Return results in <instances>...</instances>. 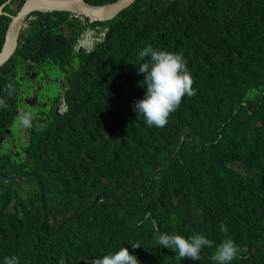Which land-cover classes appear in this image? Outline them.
I'll list each match as a JSON object with an SVG mask.
<instances>
[{"label":"trees","instance_id":"1","mask_svg":"<svg viewBox=\"0 0 264 264\" xmlns=\"http://www.w3.org/2000/svg\"><path fill=\"white\" fill-rule=\"evenodd\" d=\"M67 14L40 13L44 30L79 33ZM85 20L104 38L79 56L66 113L37 135L43 203L38 183L18 216L0 195V264L12 255L20 264H89L121 246L140 264H217L221 223L239 248L231 264H264V0H135L108 21ZM8 22L0 15V50ZM146 45L181 53L195 80L197 94L163 128L132 107L146 90L137 72ZM23 51L12 57L26 59ZM193 232L215 242L198 261L156 245L158 233Z\"/></svg>","mask_w":264,"mask_h":264},{"label":"flooded vegetation","instance_id":"2","mask_svg":"<svg viewBox=\"0 0 264 264\" xmlns=\"http://www.w3.org/2000/svg\"><path fill=\"white\" fill-rule=\"evenodd\" d=\"M5 2L1 11L6 12L8 17L17 14L21 9L22 5H19V0ZM6 5L15 12L4 10ZM53 12L55 11L49 13ZM40 13L48 12L33 11L25 15L21 30L17 35L14 51L0 66L2 67L0 69V99H4L6 103V107H0V177H3L0 178V195L4 210L11 211L17 216L27 208V205L22 202L31 201L34 198L36 183L39 184L37 182L39 177L36 174L39 158L36 144L37 135L38 133L39 136L47 134L50 123L66 113V94L70 90L69 76H72L79 67V56L93 50L95 45L103 40L105 34V29L102 30L100 25H86V20H80L79 15L67 12L68 14L65 16L67 21L69 20L72 24L77 22V27L80 24L83 27L79 33L73 30L68 35L61 30V33H64V36H61L59 31L44 30L47 16L43 17L41 21ZM9 22L4 24L6 29ZM35 31L37 32L35 39L22 46V43L28 39L25 35ZM100 33H103V37L98 39ZM73 40L74 44H72ZM94 40H99V42H96L92 48ZM69 47L71 48L70 55H68ZM17 48L24 49L23 55L27 57L26 59L12 57ZM43 49L44 51H42ZM45 55L47 58H43ZM56 57L62 59L60 63L53 61V58ZM47 83L57 85L55 96H45ZM9 84L12 85L11 96H8L7 86ZM21 111H31L35 114L31 128L17 127L16 117ZM39 126L42 128H39L38 131ZM12 176H14L13 179H6ZM25 178L34 184V189L27 195L21 192V184ZM42 186L40 181V201H42Z\"/></svg>","mask_w":264,"mask_h":264},{"label":"clouds","instance_id":"3","mask_svg":"<svg viewBox=\"0 0 264 264\" xmlns=\"http://www.w3.org/2000/svg\"><path fill=\"white\" fill-rule=\"evenodd\" d=\"M79 18L81 20L83 17ZM138 57L142 62L137 72L143 74L139 86H146V90L143 98L134 101L133 110L144 117L147 126L163 128L167 125L170 115L179 108L183 98L197 94L193 87L194 77L187 67V61L179 52L154 49L146 45L138 51ZM7 88L8 96H11L12 85L9 84ZM0 107H6L4 99H0ZM34 120L33 112L21 111L16 117V125L18 128L29 129ZM201 212L202 210L196 211L194 222H200ZM220 231L226 238L216 244L213 260L217 264H231L237 258L239 248L235 241L227 236L228 228L223 223L220 224ZM214 243L205 234L196 232L187 238L175 233H158L156 237L157 246L171 249L181 260L187 258L198 261L201 251L206 247H213ZM130 245L133 249L141 247L137 243ZM3 264H20L19 257H5ZM89 264H140V261L127 248L121 246L118 251L94 258Z\"/></svg>","mask_w":264,"mask_h":264},{"label":"water","instance_id":"4","mask_svg":"<svg viewBox=\"0 0 264 264\" xmlns=\"http://www.w3.org/2000/svg\"><path fill=\"white\" fill-rule=\"evenodd\" d=\"M134 1L135 0H115L106 4L91 5L84 0H25L17 14L9 16L10 22L5 32V39L2 44V49L0 50V66L14 51L17 35L21 30L23 19L29 12H70L73 14H77L80 17H85L88 22H105L115 17L117 13L128 7ZM3 6L4 3L0 5V15H8L6 12L1 11ZM96 42H99V40H94L92 42V48L94 47V44ZM13 178L14 176L7 177L6 179L10 180ZM38 182L40 184L39 179ZM41 199L43 200L42 188ZM40 228L42 227L40 226Z\"/></svg>","mask_w":264,"mask_h":264},{"label":"rangeland","instance_id":"5","mask_svg":"<svg viewBox=\"0 0 264 264\" xmlns=\"http://www.w3.org/2000/svg\"><path fill=\"white\" fill-rule=\"evenodd\" d=\"M82 21L85 20V18L81 19ZM47 88H45V96H55V90L57 89V85L54 83H47L46 84ZM21 192L24 195H27L34 189V184L32 181H30L28 178L23 179V182L21 184Z\"/></svg>","mask_w":264,"mask_h":264},{"label":"built area","instance_id":"6","mask_svg":"<svg viewBox=\"0 0 264 264\" xmlns=\"http://www.w3.org/2000/svg\"><path fill=\"white\" fill-rule=\"evenodd\" d=\"M103 37V33H100L99 35H98V39H101Z\"/></svg>","mask_w":264,"mask_h":264},{"label":"bare ground","instance_id":"7","mask_svg":"<svg viewBox=\"0 0 264 264\" xmlns=\"http://www.w3.org/2000/svg\"><path fill=\"white\" fill-rule=\"evenodd\" d=\"M83 45V44H82Z\"/></svg>","mask_w":264,"mask_h":264}]
</instances>
